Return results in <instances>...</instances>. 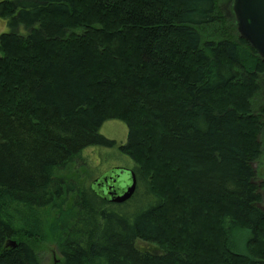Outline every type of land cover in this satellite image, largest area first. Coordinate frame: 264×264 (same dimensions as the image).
<instances>
[{
	"label": "trees",
	"instance_id": "trees-1",
	"mask_svg": "<svg viewBox=\"0 0 264 264\" xmlns=\"http://www.w3.org/2000/svg\"><path fill=\"white\" fill-rule=\"evenodd\" d=\"M0 18L14 29L0 37V264H41L45 232L63 264H264V59L241 36L203 38L217 0H0ZM110 120L129 128L126 146L100 134ZM93 147L133 160L119 168L137 179L131 200L77 169ZM169 187L194 226L178 223Z\"/></svg>",
	"mask_w": 264,
	"mask_h": 264
},
{
	"label": "rangeland",
	"instance_id": "rangeland-1",
	"mask_svg": "<svg viewBox=\"0 0 264 264\" xmlns=\"http://www.w3.org/2000/svg\"><path fill=\"white\" fill-rule=\"evenodd\" d=\"M218 3V18L220 19L216 24L205 26L201 28L202 36L205 40H218V39H235L239 40V37L241 36L238 31V25H237V17L234 12V5L235 0H217ZM4 23L0 22V34H2V31L4 29ZM14 29L10 26V24L7 22L6 24V33H11ZM19 36H27L26 31L21 27V29L17 30ZM1 56V53H0ZM7 69L9 70V66H7ZM259 86L260 91L259 93L254 97V113L255 116H258L261 119L262 123V133L260 135V142L262 144L261 149V156L259 159H257L254 164V170L256 172V185L258 187V193L261 195V203L260 207L264 210V74L259 76ZM263 108V109H262ZM262 109V110H261ZM100 134L107 138L110 141H115L117 146H126L128 144L129 140V128L121 121L119 120H110L104 123L100 130ZM118 147L116 148H103V147H93L87 149L83 153V162L78 163L77 169L81 168L82 166H85V170L89 171V184L93 183L95 180H100L103 175L108 174L112 169L115 168H126V169H132L134 167V162L131 158L128 156L123 155ZM144 157H147V154L145 153L143 155ZM147 163V161H146ZM149 166V164L147 163ZM161 170H156L155 173L159 177H162L165 173H168L166 171L165 173L160 172ZM168 183V182H167ZM179 190V189H177ZM177 193L174 188L165 189L164 192V200L165 202L173 207L175 211L179 210H186L185 215L179 216L178 223L187 224L190 226L192 225V217L191 214L192 208L187 204L185 201L187 198L184 196V198L181 200L178 197V202L175 203L176 197L172 196L173 193ZM166 194L169 196L166 197ZM184 213V212H183ZM178 219V215H177ZM51 231V229H50ZM176 240L192 245L194 248L200 249V250H207L210 249L209 244H212V240H210L209 237H202L201 239L199 237H182L180 234H175ZM214 240V239H213ZM246 236L243 234V232H237V234L234 236L232 242L233 245L239 249V251H243L244 244H245ZM57 238L55 236H49V232H45L43 234V240H39L37 249V254L39 256L41 264H63V259L59 253L58 247H57ZM141 247H150L148 244H139Z\"/></svg>",
	"mask_w": 264,
	"mask_h": 264
},
{
	"label": "water",
	"instance_id": "water-1",
	"mask_svg": "<svg viewBox=\"0 0 264 264\" xmlns=\"http://www.w3.org/2000/svg\"><path fill=\"white\" fill-rule=\"evenodd\" d=\"M234 12L241 37L264 59V0H235ZM112 179L113 183L109 181ZM112 184L120 187L122 191H114ZM96 185L105 197L116 204L131 200L137 191V179L129 170L114 169L103 176ZM9 246L15 248L17 242L13 241Z\"/></svg>",
	"mask_w": 264,
	"mask_h": 264
},
{
	"label": "crops",
	"instance_id": "crops-1",
	"mask_svg": "<svg viewBox=\"0 0 264 264\" xmlns=\"http://www.w3.org/2000/svg\"><path fill=\"white\" fill-rule=\"evenodd\" d=\"M0 22H3L4 23V29H3V31H2V34H0V37L2 36V35H5V34H9V33H6L5 31H6V24H7V21L6 20H3L2 18H0Z\"/></svg>",
	"mask_w": 264,
	"mask_h": 264
},
{
	"label": "flooded vegetation",
	"instance_id": "flooded-vegetation-1",
	"mask_svg": "<svg viewBox=\"0 0 264 264\" xmlns=\"http://www.w3.org/2000/svg\"><path fill=\"white\" fill-rule=\"evenodd\" d=\"M113 180L114 179H112V180H109V181H111V183H113ZM108 184V183H107ZM108 185H110V184H108ZM110 187V186H109ZM111 187H113V190L115 191H117V192H120V191H122L121 189H119L120 187H118V186H116L115 184H112V186ZM116 187H118V188H116Z\"/></svg>",
	"mask_w": 264,
	"mask_h": 264
}]
</instances>
